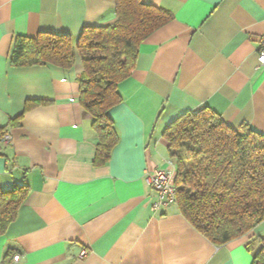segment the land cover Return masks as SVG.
Segmentation results:
<instances>
[{"label":"crops","instance_id":"obj_1","mask_svg":"<svg viewBox=\"0 0 264 264\" xmlns=\"http://www.w3.org/2000/svg\"><path fill=\"white\" fill-rule=\"evenodd\" d=\"M174 18L146 38L123 102L110 114L119 142L110 161L94 164L97 135L80 103L72 68L13 66L17 36L41 31L79 36L116 20V0H0V182L28 185L17 218L0 235V264H253L247 244L264 222L217 246L177 203L154 209L148 173L176 170L164 137L181 115L209 107L235 129L264 133V0H144ZM48 100L25 109L28 100ZM21 116L19 119H17Z\"/></svg>","mask_w":264,"mask_h":264},{"label":"trees","instance_id":"obj_2","mask_svg":"<svg viewBox=\"0 0 264 264\" xmlns=\"http://www.w3.org/2000/svg\"><path fill=\"white\" fill-rule=\"evenodd\" d=\"M115 11V22L85 26L77 37L48 31L17 36L11 54L13 66L72 68L81 59L80 103L98 138L96 166L110 161L119 142L110 111L123 102L120 83L135 69L142 42L174 18L171 11L144 0H116ZM48 103L28 100L25 109ZM4 134L0 130L1 138ZM164 137L176 164V203L195 229L222 246L264 222V133L246 124L235 129L203 107L168 124ZM28 195V185L4 188L0 182V235ZM247 247L253 264H264V237ZM16 255L8 249L2 263L13 264Z\"/></svg>","mask_w":264,"mask_h":264},{"label":"built area","instance_id":"obj_3","mask_svg":"<svg viewBox=\"0 0 264 264\" xmlns=\"http://www.w3.org/2000/svg\"><path fill=\"white\" fill-rule=\"evenodd\" d=\"M258 63L264 64V38L258 51ZM11 140V135L5 133L2 136V143L7 144ZM177 170H167L165 168H158L147 175L148 183L158 192L160 200L155 203L154 209L169 206L176 203V179ZM15 260L19 259L16 255Z\"/></svg>","mask_w":264,"mask_h":264}]
</instances>
